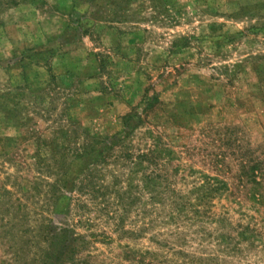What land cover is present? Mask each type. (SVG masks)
Listing matches in <instances>:
<instances>
[{"label":"rangeland","instance_id":"rangeland-1","mask_svg":"<svg viewBox=\"0 0 264 264\" xmlns=\"http://www.w3.org/2000/svg\"><path fill=\"white\" fill-rule=\"evenodd\" d=\"M0 264H264V0H0Z\"/></svg>","mask_w":264,"mask_h":264}]
</instances>
